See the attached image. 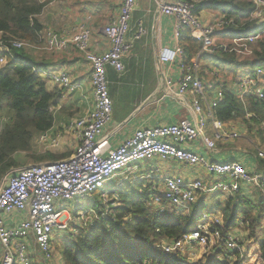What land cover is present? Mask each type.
Segmentation results:
<instances>
[{
    "label": "built area",
    "instance_id": "obj_1",
    "mask_svg": "<svg viewBox=\"0 0 264 264\" xmlns=\"http://www.w3.org/2000/svg\"><path fill=\"white\" fill-rule=\"evenodd\" d=\"M116 1L119 5L118 12L110 16L102 27L108 48L100 54L91 50L92 32L85 23L61 31L47 29L42 34L47 52H64L73 48L83 56L90 67L93 105L84 117L74 119L63 127L77 142L70 157L56 162L20 167L9 171L2 179L0 264H49L54 258V235L61 231L69 232L70 225L73 224L71 215L61 209V204L86 199L97 191L101 193V198L106 194L104 191L108 183L116 178L121 179L122 182L115 186L118 189L128 182V175L139 170L146 172V175L135 181L147 179L150 182L146 192L148 196L143 201L150 211L157 214L177 211L190 219L202 217L212 221L210 226L203 222L195 231L180 239L162 240L153 246L154 250L163 253L173 262L187 264L180 256L185 249L192 246L212 249L215 243L219 246L215 252H236L243 259L246 257L243 248L245 242L241 234H244V221L236 222L240 230L237 231L235 227L222 236V223L218 218L209 217L207 213L199 210H196L198 214L194 217L192 207L203 205L206 197L211 194H223L227 198H250L249 195L256 192L264 199V172L258 169V162L264 161V144H251L256 156L236 150L241 152L235 153L239 157L216 159L225 152L218 145H228L239 138L249 140V137L245 136L246 129L240 123L226 125L214 115V109L223 99L224 90L232 91L242 104L247 98L263 100L264 68L255 67L251 71L233 76L232 79L226 76L221 78L218 77L219 69L203 61L202 56L205 53L213 54L216 49L222 48L226 54H232L238 60L244 56L245 60H252L254 46L264 37V28L254 34L232 38L228 45L217 44L216 36L232 24V21L226 20L224 16L211 15L206 18L195 14L194 8L199 0H171L158 4L159 12L168 19L174 45L172 51L160 52L159 63L174 66L178 71L176 80L164 78V97L167 96L166 99L178 104L186 116L173 124L139 127L130 137L113 147L108 137L104 136L105 129L112 122L107 69L113 70L118 76L123 75V59L130 53L134 43L146 34L142 20L131 26L133 14L137 10V0ZM251 3L253 10L247 22L253 27H263L264 0H251ZM184 29L189 30L191 38L202 45L199 53L189 61L180 45L181 32ZM9 44L22 50L37 47L34 43L18 40L10 41ZM238 45L241 47L237 50L235 46ZM8 51L0 41V70L6 66L5 55ZM207 67L210 68L209 72L205 70ZM203 72L214 76L215 80L207 82L202 77ZM45 73H42L43 78L48 79L53 86L65 91L76 89L67 73ZM252 116L247 114L246 118ZM206 119L211 122L213 138L204 132ZM5 120L0 115V136ZM260 129L261 137L264 138V121H260ZM39 141L45 143L46 152L60 144L58 137L53 138L46 133L41 134ZM195 143L204 154L192 149ZM207 156L210 158L207 159ZM156 159L200 167L210 180L171 173L154 176L148 164ZM246 160H253L254 163L251 165ZM108 212L106 208L105 214ZM13 214L20 216L19 221L8 227L6 220ZM96 219L97 216L92 210L76 217L80 224ZM258 264H264V261L259 258Z\"/></svg>",
    "mask_w": 264,
    "mask_h": 264
},
{
    "label": "trees",
    "instance_id": "obj_2",
    "mask_svg": "<svg viewBox=\"0 0 264 264\" xmlns=\"http://www.w3.org/2000/svg\"><path fill=\"white\" fill-rule=\"evenodd\" d=\"M52 1L0 0V41L9 50L5 55L6 66L0 70V115L6 118L0 136V183L13 167L18 166L13 156L18 153L31 154L33 139L52 129V108L62 98L61 91L47 89L42 76L43 66H39L26 50L13 48L9 44L14 40L32 44L42 42L45 28L38 18ZM91 1L84 0L83 5L89 7L87 5ZM74 5L80 7L77 0ZM252 10L251 0H199L194 13L199 15L211 12L232 21V24L218 33V36L232 39L254 34L264 28L253 27L247 22ZM180 45L187 61L196 56L202 46L199 41L191 38L187 29L181 32ZM253 56L252 60L240 61L218 48L213 54L205 53L202 60L219 70L232 71L234 76L258 66L264 68V37L254 46ZM247 114L253 116L247 119ZM214 115L226 125L240 123L251 139H259L264 144L260 129V121H264V99L247 98L242 104L232 91L224 90L223 99L214 109ZM32 157L38 163L67 159L65 155L49 151L40 155L34 153ZM258 169L264 172V161L258 162ZM141 182L128 181L127 185L118 188L120 191L116 194L120 205L108 206L109 212L106 214V208L101 205L100 192H95L99 193V209L93 210L97 219L84 224L88 231L86 236H72L65 242L61 253L63 264H179L154 250L153 246L162 240L180 239L195 231L203 222L209 225L212 221L202 217L190 219L177 211L166 214L150 211L143 202L146 193L132 196L127 189L130 184ZM111 191L115 193L113 189ZM260 198L252 201L243 196L232 197L223 203L224 206H213L207 212L209 217H216L222 223V236L232 231L237 221H244L243 230L248 246L245 254L247 258L241 259L236 252H215L219 246L214 243L210 255H204L206 264H258L259 258L264 261V199ZM90 203L93 205L94 201ZM229 210L234 213L228 221L226 211ZM227 256L231 259H227Z\"/></svg>",
    "mask_w": 264,
    "mask_h": 264
},
{
    "label": "crops",
    "instance_id": "obj_3",
    "mask_svg": "<svg viewBox=\"0 0 264 264\" xmlns=\"http://www.w3.org/2000/svg\"><path fill=\"white\" fill-rule=\"evenodd\" d=\"M163 1L169 2L171 0H151L154 4V9L149 7V9L144 10L143 7H140V1L137 0V10L133 14L131 26H135V22L142 20L146 28V34L139 41L134 43L130 53L123 59V75L118 76L113 70L109 68L107 69L109 94L112 100V112L114 101L117 99L123 100L124 98H133V106L124 118V120H126L124 122L121 121L122 123L116 126L112 125L111 122L104 131V136L108 137L113 147L118 145L124 139L130 137L139 127L173 124L182 116H186L185 111L183 112L178 104L171 99H166L167 96L164 97V78L176 80L178 78V71L174 66L162 65L159 63L160 52L162 50L172 51L174 47L168 19L164 22L160 19L162 15L159 12L158 4H161ZM78 2L80 3L79 8L74 5L73 0H66V4L69 7V13L73 16L70 17L71 19H69V22L64 26L52 30L61 31L77 24L85 23L90 27L92 32L91 50L100 54L108 48L107 41L102 33V27L110 16H113L118 12L119 5L116 0H93L91 1V4L87 5L89 7L83 5L84 0H79ZM91 11H95V14L90 13ZM102 11L103 13H101ZM139 11L144 12L142 16L136 15ZM201 16L208 18L211 15L209 12H202L200 13V17ZM47 29H51L50 26H48L46 30ZM132 33L128 34L127 39L130 38ZM36 45L37 47L35 49L26 51L27 54L39 64V66H43V73H67L71 82L76 86V89L73 91H65L59 87L53 86L48 82V79L46 80L44 78L46 81V87L49 91L56 89L61 91L62 95V98L58 101L57 105L52 108L54 124L52 129L46 134L53 138L58 137L60 140L58 147H63L61 152L52 153L57 155L62 154L68 158L73 154L77 142L73 135L64 131L63 127L74 119L84 117L92 108L93 92L89 79L90 67L83 56L73 48H69L64 52L49 53L44 49L43 41ZM148 58H151L156 71L154 86L151 92L145 95V97H138V95L131 96L133 94L132 88L136 87L135 80H140L141 87H143V82L147 79L143 62ZM202 77L206 80L203 75ZM206 81L209 82L210 80ZM256 140L257 143H259L260 140ZM36 144L38 143L36 142ZM192 149L204 154V152L199 151L198 148L192 147ZM224 151V154L217 156L216 159L219 160L227 156L239 157L235 154L236 152H233V150L230 151L224 149ZM45 152L46 149L45 146H43L40 153ZM155 161L161 160L156 159L149 163L148 167H150V169L153 167ZM245 162H251V165L254 163L253 160H246ZM151 171L154 176L162 175V172L158 170V167L152 168ZM165 173L167 174V172ZM182 175L186 176L184 174ZM19 217V215L13 214L6 220L7 226H14L19 221Z\"/></svg>",
    "mask_w": 264,
    "mask_h": 264
},
{
    "label": "rangeland",
    "instance_id": "obj_4",
    "mask_svg": "<svg viewBox=\"0 0 264 264\" xmlns=\"http://www.w3.org/2000/svg\"><path fill=\"white\" fill-rule=\"evenodd\" d=\"M42 1H46V0H42ZM73 1H76V0H73ZM78 1L79 0H77V2ZM139 1H140L139 2L140 7H143L144 10L149 9V7L154 9V4L151 2V0H139ZM66 10H68V11H66ZM94 12L95 11H91L90 13L95 14ZM104 12H105V10H104ZM101 13H103V11ZM143 13L144 12L139 11L136 13V15L142 16ZM209 14L212 16H214V15L218 16V15L211 13V12H209ZM96 15H98V14H96ZM72 16L73 15H71L69 13V7L66 4V0H54L46 6V9L43 11L42 15L38 19H39L40 23H42L45 30L48 26H50L51 29H58L59 27H62L66 23H68L69 19H71L70 17H72ZM160 19L163 22L167 20L166 17H164L163 15L160 17ZM215 40L218 41L217 44L223 43V44L228 45L231 43L230 42L231 39L224 38V37L218 36V35L216 36ZM240 47H241V45L235 46V48L237 50ZM238 56H244V55H238ZM245 57L246 56L239 57V60L243 61L246 59ZM143 65H144V69L146 71L145 74L147 76V79L143 82V87H141V83H140L141 81L140 80H135L136 87L132 88L133 94L131 96L138 95V97H140V96L145 97V95H147L151 92V90L154 86V83L156 80V71L154 69L153 62H152L151 58L146 59L143 62ZM7 68H5V69H7ZM5 69H4V71H9V70H5ZM205 70L207 72H209L210 68L207 67ZM207 72H203L204 78L206 80H210V81H212L213 79L215 80L214 76L206 75ZM218 72H219L218 77H221V78H225V76H226L227 78L229 77L232 79L234 76L232 71L228 72V71H224V70H221V71L218 70ZM238 75H240V72H238L236 76H238ZM113 103H114V105H113V112H112V125L116 126V125L121 124L122 123L121 121L124 122L126 120V119L124 120V118L127 116L128 112L131 110V108L133 106L132 105L133 104V98L132 97L129 99L124 98L123 100L117 99ZM204 132L208 137L213 138V131L211 129V122L209 119H206V128H205ZM40 136L41 135H39V136L37 135V137H35L36 141H35V139H33V141H32V153L31 154L25 155L22 153H18V154H15L13 156L14 160L17 161L18 166L13 167L10 171L18 169L20 167H28V166H32V165H36V164H41V163L36 162L35 159L32 157V154H34V153H36V155H38V154L40 155V150H42L43 146L45 145V143H42L39 141ZM245 136L247 138L249 137V135L247 136V134H245ZM248 139L249 140H246L244 138H239L238 140L232 142L230 145L220 144L218 146H219V149H223V150L227 149L230 151H232V150L246 151V153L248 155L253 153L256 156L255 152H253V148H251V144L257 143V140H253L250 137ZM36 142H38V144H36ZM259 143H260V141H259ZM260 144H263V143H260ZM192 146L194 148H197L199 145L197 143H195ZM262 146H264V145H262ZM61 150H63V147L53 148L50 150V152L51 153L52 152L58 153V152H61ZM236 153L240 154L241 152L236 151ZM209 158L210 157L207 156V159H209ZM156 167H158V170H160L162 172L163 176L166 174L165 172H167V174H169V172H171V174H175V175L184 174L186 176H191L193 178H201L202 180H206V181L210 180L209 177L205 175L204 171L200 167L185 166L181 163H171V162L165 163V162H161V161H155L152 168H156ZM124 174H126V171L124 172ZM145 175H146V172H142L139 170L136 173L128 175L127 177L129 179L128 181L130 183H136L135 180L137 178H139L140 176H145ZM121 182H122L121 179L116 178L112 182H110L106 185V190L104 191V193H106V194L101 196V198H100L101 205H103L104 208H107L110 205L112 207H117L118 205H120L118 195L116 194L117 192L120 191V189H116L114 186L117 184H120ZM5 183L6 182H4V184ZM149 183L150 182L146 179L139 184H130L127 189L132 196L134 194H140V193L143 194V193L147 192ZM125 185H127V184H125ZM112 189L115 191V193H112V191H111ZM145 195H146V197L148 196L147 193ZM249 196H250L252 201H257V200L261 199L260 195L257 194L256 192H254L253 195L251 194ZM98 198H99V193H95V194H92L91 196H89L88 198L83 199V200L63 202L61 204V209L66 210L71 215V217L73 219V224L70 225L69 232L61 231V232H57L54 235V241H53L54 258L49 264H63L62 258H61V253H62V250L65 246V242L69 241L72 236H75V237H77L78 235L86 236L88 234L86 226H84V224H82V223L81 224L77 223L76 217L78 218L79 215H81L83 212H86L88 210L97 211L99 209ZM227 199H229V198H227L223 194L208 195L206 197V201L203 205H201L199 207H192V215L195 217L198 214L196 210L200 211L201 208H203V209L200 212L207 213L208 211L211 210V208L213 206H216V205L224 206L223 203H225L227 201ZM90 201H94V204L91 205ZM194 208H196V209H194ZM233 213H234L233 210L226 211V214L228 215V217H227L228 221L231 219ZM238 217H240V214H238ZM237 226H238V223L235 226L236 230L238 231L240 229ZM241 232H242V230H241ZM241 234H242L243 240L245 242V246L243 248H245V251H246V247L248 246L247 236H246L245 232H244V234L243 233H241ZM211 250L212 249H206L205 247H198V246L193 247L192 246L189 249H185L183 254H181L180 256L182 259L187 261V264H206V262H204V259L210 255ZM204 255H206V257H204ZM212 256H213V254H212Z\"/></svg>",
    "mask_w": 264,
    "mask_h": 264
}]
</instances>
